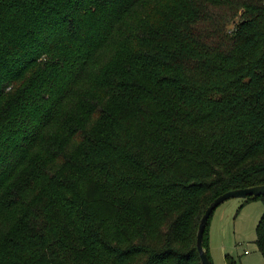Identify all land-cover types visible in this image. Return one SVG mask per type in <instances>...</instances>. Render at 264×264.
I'll use <instances>...</instances> for the list:
<instances>
[{"label":"trees","instance_id":"trees-1","mask_svg":"<svg viewBox=\"0 0 264 264\" xmlns=\"http://www.w3.org/2000/svg\"><path fill=\"white\" fill-rule=\"evenodd\" d=\"M258 185L264 0H0V264H202Z\"/></svg>","mask_w":264,"mask_h":264},{"label":"rangeland","instance_id":"rangeland-1","mask_svg":"<svg viewBox=\"0 0 264 264\" xmlns=\"http://www.w3.org/2000/svg\"><path fill=\"white\" fill-rule=\"evenodd\" d=\"M243 200L229 199L212 213L207 229L212 264H226L225 256L239 264H264L255 244V228L264 204L261 200L246 203Z\"/></svg>","mask_w":264,"mask_h":264},{"label":"water","instance_id":"water-1","mask_svg":"<svg viewBox=\"0 0 264 264\" xmlns=\"http://www.w3.org/2000/svg\"><path fill=\"white\" fill-rule=\"evenodd\" d=\"M259 196H264V185H258L257 187L246 188L242 190L230 191L227 194H224L213 201V203L206 209L205 213L202 215L201 221L199 223L197 229V240H196V248L199 253V258L202 264H212L207 257V254L202 247L204 228L212 215V212L227 202L229 199H245L246 197H254L257 198Z\"/></svg>","mask_w":264,"mask_h":264},{"label":"built area","instance_id":"built-area-1","mask_svg":"<svg viewBox=\"0 0 264 264\" xmlns=\"http://www.w3.org/2000/svg\"><path fill=\"white\" fill-rule=\"evenodd\" d=\"M245 253H247V252H245Z\"/></svg>","mask_w":264,"mask_h":264}]
</instances>
